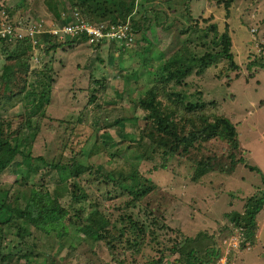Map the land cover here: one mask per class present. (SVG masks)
Returning <instances> with one entry per match:
<instances>
[{"label": "rangeland", "instance_id": "rangeland-1", "mask_svg": "<svg viewBox=\"0 0 264 264\" xmlns=\"http://www.w3.org/2000/svg\"><path fill=\"white\" fill-rule=\"evenodd\" d=\"M48 1L0 0V37L3 40L0 42V131L13 137L20 136L24 118L42 102L35 115L44 113L41 118L45 119L36 124L38 136L31 143L33 158L42 156L47 161L54 158L57 162L62 154L59 150L71 145L83 146L82 157H85L96 133L101 139L111 134L110 130H100L101 123L116 122L119 113L125 118L121 123L126 139L136 138L137 130L146 126L143 117L148 112L139 107L135 111L124 105L131 101L137 104L146 89L156 83L157 76L149 75V72L162 64L156 54L160 48H155L153 56L146 60L145 69H140L141 62L133 60L132 50L112 36L119 30L125 33L128 25L117 27L110 23L107 9H102L97 22H90L74 9L72 0H57L58 6L52 12L48 9ZM151 3L168 12V23L173 22L174 28L179 26V30L175 29L176 34L161 38L160 46L166 50L169 45L172 52L179 48L186 37L180 29L186 26L192 27L191 30L195 27L206 30L214 25L219 35L228 31L238 69L228 68L223 60L201 76L192 75L187 80V95L194 101L219 102L220 116L236 127L239 149L230 152L228 144L220 140H208L199 146L198 140L194 139L187 147H180L178 153L183 157L172 160L167 170L149 173L151 165L142 162L139 165L141 177L150 179L156 189L143 202H135L134 211L123 206L118 209L120 200L115 205L106 204V212L113 213L112 216L109 214L113 223L107 227L106 239L94 236L82 243L78 234L58 242L51 236L42 235L43 246H38L34 252L49 253L55 264H181L179 250L182 248L183 251L185 242L197 237L189 246L199 249L200 254L211 253L214 248L218 250V258L208 256L211 264H264V209L256 219L253 240L246 242L245 247H242L240 230L227 217L233 212L242 213L245 202L254 200L253 196L264 191V70L256 65L249 67L251 63L264 62V0H232L228 11L217 0H153ZM186 10L193 16L191 23L183 22L188 13ZM105 30L109 32L105 33ZM208 33L207 39H211L213 32ZM134 37L140 38L139 34ZM122 51H126L123 57ZM119 59L123 61L122 65ZM45 67L51 68L47 72H51L54 80L52 88L42 97L35 92L29 95V89L35 90L34 82ZM122 72L125 79L120 77ZM94 79L108 82L107 87H96V95L101 96L98 102L104 110L101 118L84 109L90 107L91 94L86 93V88ZM118 94L122 95L124 105L120 103L113 107L119 100ZM48 95L51 98L45 105ZM158 100L162 104L161 99ZM163 104L167 103L163 101ZM163 111L169 113L168 109ZM172 119L177 124L179 137H183V133L190 139L189 133L193 131L190 120L185 122L179 116ZM116 127L120 131L122 125L116 122ZM147 134L148 129L142 130L144 148L148 146ZM241 158L245 160L244 165L237 163ZM89 161L103 165L107 171L117 169L105 154ZM246 166H253L260 173L251 172ZM46 172L48 175L50 169ZM197 174L204 175L197 177ZM19 179L18 175L11 174L6 183L12 184ZM18 186L21 184L12 189L17 192ZM46 186L48 190L52 189L49 182ZM103 189L100 192L96 189V192L103 196L106 191H115L112 187ZM148 202L151 208L158 210L157 222L146 227L149 232L146 236H138L125 227L129 226L126 218L146 219V225H151L156 217L147 218L145 213L138 212L142 209L140 204L147 206L145 203ZM18 232L15 225H0V258L14 252L5 262L0 260V264H24L18 262L22 242ZM150 237L157 238L158 246L148 242ZM134 242L138 245L137 253L132 248L137 246ZM175 245L180 248L172 253ZM159 260L161 262H157Z\"/></svg>", "mask_w": 264, "mask_h": 264}, {"label": "trees", "instance_id": "trees-1", "mask_svg": "<svg viewBox=\"0 0 264 264\" xmlns=\"http://www.w3.org/2000/svg\"><path fill=\"white\" fill-rule=\"evenodd\" d=\"M150 1L153 0H140V2L137 0H83L79 3L72 0L74 9L79 11L86 21L97 22L102 9H107L110 23L117 27L128 25L126 36L120 40V43L132 50L133 60L138 59L141 62L138 65L140 69H145L146 60L153 56L156 47L160 48L156 54L162 64L157 68L158 72L157 69L149 72V75L157 76L156 83L150 89H146L144 96L137 104L131 101L124 105L122 95L118 94L119 100L113 106L117 107L121 103L126 108L133 107L137 111L139 107L148 112L143 117L146 126L142 129L144 131L148 129L146 148L143 147L141 129L137 130L136 138L126 139L124 125L121 123L125 118L119 113L116 122L122 125L121 130L119 131L116 127L114 120L101 123L100 130H110L111 134H106L105 138L101 139L96 133L94 142L85 157H82L83 146L71 145L59 150L62 154L57 162L54 158L50 161L42 156L33 158L31 143L38 136L36 124L45 119V117L41 118L44 113L38 117L35 115L41 108L42 102L34 106L28 113L29 116L24 118L20 136L13 137L7 132L0 131V225L3 227L15 225L19 231L17 236L21 237L22 242L18 262L55 264L54 259H50L49 253L42 250L34 252L38 246H43L42 235L51 236L58 242L63 239H72L78 234L82 243H87L94 236L106 239L107 227H111L113 223L109 217V214L112 216L113 213L106 212V204L115 205V202L120 200L118 209L123 206L134 211V203L143 202L144 198L156 189L150 179L141 177L139 165L142 162L151 165L149 173L167 170L172 160L176 161L178 157H183L178 153L180 147H187L190 140L194 139L198 140L199 146L208 140H220L228 144L230 152L239 149L236 127L229 119L220 116L219 102L216 100L206 102L201 99L194 101L187 95L189 86L187 80L192 75L201 76L205 70L217 67L223 60H226L228 68L238 69L231 52L232 43L228 31L219 35L214 25L206 30L197 29V27L191 30L192 27L186 26L183 30L180 29V33L186 37L179 48L172 52V46L169 45L166 50L160 46L161 38L166 39L176 34L175 29L179 30V26L174 28L173 22L168 23V12L159 6H154ZM217 2L222 3L228 11L232 0H217ZM56 3L57 0L47 2L51 12L58 6ZM169 6L170 4L167 5ZM184 18V23H191L193 20L189 12ZM210 31L213 32V37L207 39ZM137 33L140 36L139 39L134 37L138 35ZM83 39L87 38L83 36ZM0 42H3L1 37ZM190 45L195 49H191ZM50 49L47 48V50ZM124 52L126 54V51L120 52L121 57L124 56ZM122 62L120 61L119 64L122 65ZM253 65L264 70V62H254L249 64V67ZM45 68L34 82L35 90L29 89V95L35 92L42 97L52 88L54 80L51 72H47L51 71V68ZM120 77L125 79L123 72ZM107 85L106 79H94L89 81L86 88V93L91 94L88 101L90 107L84 109L94 116L99 114L97 118H101V111L104 112V110L100 107L98 98L101 96L96 95V90L98 86L107 87ZM50 98L48 95L45 105H48ZM158 99H161L162 104ZM163 101L167 104L164 105ZM163 109H168L169 113L165 114ZM25 112L23 108V113ZM107 113L108 111L105 113V118ZM171 113L172 117H170ZM175 116L183 118L185 122L190 120L193 126V131L189 133L190 139L183 133L181 134L183 137L177 134V124L172 119ZM34 118H36L35 121ZM77 121H80V118ZM67 124L70 125V123ZM113 148L116 150L112 153L110 151ZM101 154L109 157L110 162L116 164L114 168L117 167V169L107 171L103 165H96L89 161L90 158H97ZM228 157L231 159V153ZM237 163L244 165L245 160L241 158ZM246 168L251 172H259L253 166H246ZM46 169H50L48 175L47 172L45 173ZM7 170L9 171L6 172ZM11 174L18 175L20 179L7 184V178ZM197 175L201 177L204 174ZM262 181L264 182V179ZM47 182L51 184V190H48ZM19 184L21 186H18L17 194L12 187ZM107 187H112L115 191H106L103 196L96 192V189L100 192L101 188L105 190ZM253 197H255L254 200L249 199L248 203L245 202L242 213L233 212L227 215L229 221L242 234V247H245L246 242L250 243L253 240L257 228L256 219L264 209V191ZM145 204L148 207L140 204L142 209L139 208L138 212L142 211L147 218L155 216L156 221H152L151 225H146V219L135 220L130 216L126 218L129 226L125 227H129L138 236H146L148 232L146 227L157 222L158 210L151 208L149 202ZM25 235L29 237H23ZM196 238L185 242L183 245L185 250L182 251V248L179 250L182 253V258L179 257L182 260L181 264H211L209 257L218 258V250L215 248L205 255L200 254L199 249L189 246L196 241ZM148 242L158 246L156 237H150ZM133 244L137 245V242ZM22 247H25V250ZM132 248L136 253L138 252V245ZM178 248L180 247L175 245L171 249L172 253ZM10 255H14V252L10 251L2 255L0 260L5 262ZM39 260L42 261L38 262Z\"/></svg>", "mask_w": 264, "mask_h": 264}, {"label": "built area", "instance_id": "built-area-1", "mask_svg": "<svg viewBox=\"0 0 264 264\" xmlns=\"http://www.w3.org/2000/svg\"><path fill=\"white\" fill-rule=\"evenodd\" d=\"M119 27V26H118ZM86 31L88 32V34H92L88 29H86ZM128 31V28H125V33H123V32H121L120 30L119 31H116V33H113L114 35H112L113 36V38H116V39H120V40H122V38L123 37H125L126 36V32ZM105 33H107V32H109V31H104ZM67 34L68 32H63V34ZM101 33H103V32H101ZM68 35V34H67ZM90 37H92V36H90Z\"/></svg>", "mask_w": 264, "mask_h": 264}]
</instances>
